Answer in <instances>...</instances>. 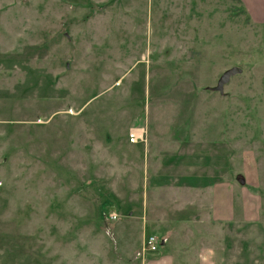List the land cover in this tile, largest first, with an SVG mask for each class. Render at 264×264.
Instances as JSON below:
<instances>
[{"label":"rangeland","instance_id":"obj_1","mask_svg":"<svg viewBox=\"0 0 264 264\" xmlns=\"http://www.w3.org/2000/svg\"><path fill=\"white\" fill-rule=\"evenodd\" d=\"M204 246L264 264V23L236 0H0V264Z\"/></svg>","mask_w":264,"mask_h":264},{"label":"crops","instance_id":"obj_2","mask_svg":"<svg viewBox=\"0 0 264 264\" xmlns=\"http://www.w3.org/2000/svg\"><path fill=\"white\" fill-rule=\"evenodd\" d=\"M241 3L245 6V9L249 13L250 17L255 22H262L264 23V2L262 0H240ZM198 165L195 166V170L197 171ZM198 172V171H197ZM208 177V175L206 176ZM201 183L202 185H199ZM185 184V188L188 189H198L200 190H208V187H204L205 184H203V181H199L198 175H192L187 177ZM211 198L210 200V205L211 206V211L212 215L214 217L213 220H218V221H230L231 220V215H232V210H234V200L232 199V189L230 186V183H227L225 181H216L213 182L212 184L208 183ZM206 188V189H205ZM245 202V201H244ZM247 204V203H245ZM244 204V206H245ZM130 207V206H129ZM195 207H193L192 213H194ZM132 211L130 208L129 213ZM188 215L189 212H186ZM247 218V216H246ZM146 218L141 219L139 221V224L137 225V228L140 229L142 227L141 223H144L145 226ZM146 229V226L145 228ZM138 233V231H137ZM161 241V245L164 244L165 239ZM191 250L187 249H182L181 251H178L179 253L182 254H187ZM141 253V252H140ZM142 259V264H176V259L174 255L170 251L168 252H160L157 255H154L153 253H150V255H140ZM144 254V253H143ZM149 254V253H147ZM180 264H188L189 261L187 260H181L179 259ZM194 264H225V259H224V251L221 248H212L208 246L201 247L200 249L196 250L195 252V261Z\"/></svg>","mask_w":264,"mask_h":264},{"label":"built area","instance_id":"obj_3","mask_svg":"<svg viewBox=\"0 0 264 264\" xmlns=\"http://www.w3.org/2000/svg\"><path fill=\"white\" fill-rule=\"evenodd\" d=\"M130 137V141L133 143H137L138 140H140L141 135L137 130H132L129 134ZM109 218L111 220H117L118 216L116 213H111L109 215ZM160 246V241L158 240V238H156L155 236L151 235L149 237L146 238L145 243H144V250L145 251H150V252H156L159 249Z\"/></svg>","mask_w":264,"mask_h":264},{"label":"water","instance_id":"obj_4","mask_svg":"<svg viewBox=\"0 0 264 264\" xmlns=\"http://www.w3.org/2000/svg\"><path fill=\"white\" fill-rule=\"evenodd\" d=\"M242 72V69L239 67H232L228 70H226L220 79L217 82V86L213 88V90L218 91L220 93L223 92L224 85L227 84L230 80V78L236 74H239Z\"/></svg>","mask_w":264,"mask_h":264},{"label":"trees","instance_id":"obj_5","mask_svg":"<svg viewBox=\"0 0 264 264\" xmlns=\"http://www.w3.org/2000/svg\"><path fill=\"white\" fill-rule=\"evenodd\" d=\"M236 1H238V2H240V3H241V1H240V0H236Z\"/></svg>","mask_w":264,"mask_h":264}]
</instances>
